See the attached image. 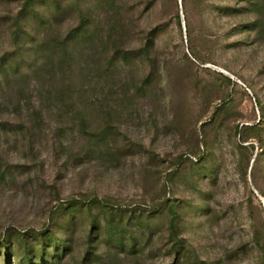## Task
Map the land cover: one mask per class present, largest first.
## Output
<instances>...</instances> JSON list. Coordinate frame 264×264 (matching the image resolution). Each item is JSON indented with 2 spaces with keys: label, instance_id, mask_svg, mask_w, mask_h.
<instances>
[{
  "label": "rangeland",
  "instance_id": "374dc122",
  "mask_svg": "<svg viewBox=\"0 0 264 264\" xmlns=\"http://www.w3.org/2000/svg\"><path fill=\"white\" fill-rule=\"evenodd\" d=\"M0 264H264V0H0Z\"/></svg>",
  "mask_w": 264,
  "mask_h": 264
}]
</instances>
